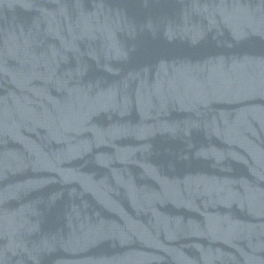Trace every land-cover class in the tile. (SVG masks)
<instances>
[{
    "label": "water",
    "instance_id": "95a60500",
    "mask_svg": "<svg viewBox=\"0 0 264 264\" xmlns=\"http://www.w3.org/2000/svg\"><path fill=\"white\" fill-rule=\"evenodd\" d=\"M0 264H264V0H0Z\"/></svg>",
    "mask_w": 264,
    "mask_h": 264
}]
</instances>
